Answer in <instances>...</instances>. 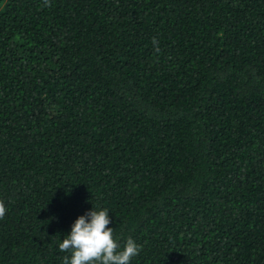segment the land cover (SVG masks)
Instances as JSON below:
<instances>
[{"label": "trees", "instance_id": "obj_1", "mask_svg": "<svg viewBox=\"0 0 264 264\" xmlns=\"http://www.w3.org/2000/svg\"><path fill=\"white\" fill-rule=\"evenodd\" d=\"M0 201V264L93 205L131 264H264V0H0Z\"/></svg>", "mask_w": 264, "mask_h": 264}, {"label": "clouds", "instance_id": "obj_2", "mask_svg": "<svg viewBox=\"0 0 264 264\" xmlns=\"http://www.w3.org/2000/svg\"><path fill=\"white\" fill-rule=\"evenodd\" d=\"M49 0H44L48 6ZM154 51L159 52L158 41L152 40ZM6 207L0 201V219L6 214ZM111 219L109 211L93 205V208L84 215L79 216L59 243L61 252L65 255L62 264H131V259L141 250L137 242L128 238L121 249L114 239V229L108 227Z\"/></svg>", "mask_w": 264, "mask_h": 264}]
</instances>
